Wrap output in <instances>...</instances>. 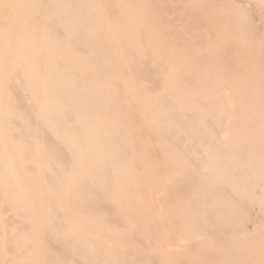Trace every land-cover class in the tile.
Here are the masks:
<instances>
[{"label":"bare ground","instance_id":"1","mask_svg":"<svg viewBox=\"0 0 264 264\" xmlns=\"http://www.w3.org/2000/svg\"><path fill=\"white\" fill-rule=\"evenodd\" d=\"M0 264H264V0H0Z\"/></svg>","mask_w":264,"mask_h":264}]
</instances>
